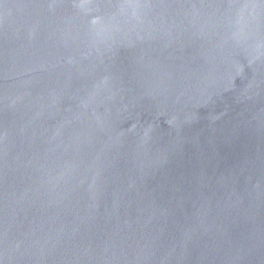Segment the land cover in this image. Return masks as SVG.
<instances>
[{
  "label": "water",
  "instance_id": "1",
  "mask_svg": "<svg viewBox=\"0 0 264 264\" xmlns=\"http://www.w3.org/2000/svg\"><path fill=\"white\" fill-rule=\"evenodd\" d=\"M0 264H264V0H0Z\"/></svg>",
  "mask_w": 264,
  "mask_h": 264
}]
</instances>
